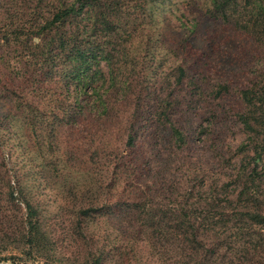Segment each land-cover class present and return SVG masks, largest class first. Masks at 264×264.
<instances>
[{"label": "trees", "instance_id": "16d2710c", "mask_svg": "<svg viewBox=\"0 0 264 264\" xmlns=\"http://www.w3.org/2000/svg\"><path fill=\"white\" fill-rule=\"evenodd\" d=\"M42 1L47 0L37 3ZM48 1L52 9L44 17L45 23H37L33 30L40 40L32 47L37 50L38 84L53 89L58 102L61 95V105L53 109L62 108L61 127L78 131L90 148L94 145L91 160L99 155L102 166H115L114 182H132L135 194L130 205L139 210L137 219L146 217L153 197L183 198L179 208L174 205L169 209L175 210L173 215L166 207L159 218L150 220L152 230L146 237L155 247L159 245L160 256L169 255L172 264H264V68H256L237 93L235 119L245 135L240 143L241 165L222 182L210 180L207 186L204 174L191 172L185 187H178L167 178L170 166H149L143 153L146 148L153 158L163 155L162 163H167L165 150L172 156L182 145L201 142H205V150L222 153L211 138L213 121L194 124L190 120L192 114L214 112L210 94L206 97V75L200 68L207 55L191 43L201 34L203 17L181 22L179 37L170 40L163 36L164 28L156 19L159 5L166 0ZM203 1L204 17L220 24L219 32L204 28V48L211 47L209 40L215 35L229 33L264 45V0ZM168 53L173 60L167 58ZM213 90L218 95L216 107H221L228 85L218 82L210 92ZM15 93L6 88L5 97ZM9 110V115L22 113V135L32 130L30 125L35 122L30 115L37 116L32 104L18 100ZM9 123L11 127L17 124ZM6 131L18 133L17 129ZM23 142L31 148L30 141ZM69 148L64 153L73 159ZM10 160L6 153L5 166ZM103 184V188L109 187ZM8 186L11 199L24 203L26 236L31 241L29 235L40 232L43 222L36 207L23 197L22 186ZM138 197H143V202ZM103 204L95 209L101 210ZM198 207L202 215L196 214ZM93 211L92 204L78 206L77 219ZM139 234L135 230L131 238L136 241L144 232Z\"/></svg>", "mask_w": 264, "mask_h": 264}, {"label": "rangeland", "instance_id": "374dc122", "mask_svg": "<svg viewBox=\"0 0 264 264\" xmlns=\"http://www.w3.org/2000/svg\"><path fill=\"white\" fill-rule=\"evenodd\" d=\"M205 7L203 0H166L156 13L159 26L164 28L163 36L170 40L179 37L181 22L198 21L203 17L198 30L201 34L191 43L207 55L206 63L203 61L200 68L209 84L205 89L206 97L210 94L208 99L214 112L192 114L189 118L194 124L213 121L211 138L220 145L222 152L219 155L205 150V142L189 143L176 149L172 156L165 150L167 163H162L163 155L161 159L153 158L145 148L143 157L149 166H170L167 178L171 184L180 185L178 187H185L186 180L192 178L191 172L204 174L207 186L210 180L222 182L239 163L241 165L240 143L245 135L235 119V111L239 108L237 93L251 73H256V68L259 67L257 71L264 68V45L249 38L232 33L215 35L209 40L211 47L204 48L201 40L204 28L216 32L220 29L219 23L204 17ZM49 9L52 8L48 0L40 3L37 0H0V264H172L174 259L169 255L161 257L157 250L159 245L155 247L146 232L152 230V216L156 220L166 207L169 215H173L175 210L169 209L174 205H177L174 209L179 208L182 196L173 197L175 201L170 197H153L146 217L137 219L139 210L130 205L135 194L132 182H114L111 175L115 166H102L103 159L99 155L90 159L94 145L90 148L78 131L62 128V108L53 110L61 105V95L58 102L53 89L38 84L34 59L37 50L32 44L39 42L40 37L35 36L33 30L37 23H45L43 20ZM170 32H175L176 37ZM224 38L228 40L223 41ZM219 43L221 47L217 46ZM166 49H159V52ZM167 58L173 60V55L168 53ZM218 82L228 85V91L221 98V107H216V91L210 92ZM6 88L16 92V96L5 97ZM18 100L36 108L37 116L30 115L35 124L30 125L32 130L24 135L20 127L22 113L8 114ZM9 122L17 124L11 127ZM6 128L17 129L18 133H8ZM23 140L30 141L31 148L25 146ZM116 143L122 145L120 140ZM69 146L73 159H68L70 155L64 153ZM6 153L11 156L7 166ZM15 179L22 186L23 197L36 207L43 222L40 232L33 231L29 235L33 236L31 241L26 236L24 203L11 199L8 194L9 183L17 186ZM136 181L142 180L136 178ZM101 182L109 187L103 188ZM148 185L153 193L155 188L151 183ZM101 192L104 195H100ZM117 192L121 194L116 196ZM138 199L143 202V197ZM90 204L94 211L77 219L76 208ZM101 204L104 207L96 210ZM117 205L120 210L115 209ZM199 208L196 214L202 215ZM135 230L140 231L139 235L144 232L143 240V237L136 241L131 238Z\"/></svg>", "mask_w": 264, "mask_h": 264}]
</instances>
